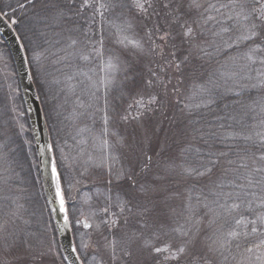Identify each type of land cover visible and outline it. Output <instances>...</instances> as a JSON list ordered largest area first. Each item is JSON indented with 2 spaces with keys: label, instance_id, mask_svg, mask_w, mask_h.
I'll return each mask as SVG.
<instances>
[{
  "label": "snow or ice",
  "instance_id": "snow-or-ice-1",
  "mask_svg": "<svg viewBox=\"0 0 264 264\" xmlns=\"http://www.w3.org/2000/svg\"><path fill=\"white\" fill-rule=\"evenodd\" d=\"M73 6V0H48L44 4V15L39 19L51 34L39 33L47 45L40 55L56 56L50 50L65 39L67 48L79 43L73 33L80 29L75 25L65 27ZM88 8L102 18L108 11L134 9L142 20H150L152 15L157 19L151 27L144 24L142 37L117 38L116 43L122 47L109 53L103 81L106 92L119 89L121 97L134 93L128 108L135 106L137 115L130 116L126 110L119 119L137 121L143 130L144 162L139 171L130 160L127 170L115 172L114 204L113 180H108V204L102 211L110 213L115 206L124 226L129 224V217H135L140 227L120 231L115 212L110 213L112 219H102L95 225L84 221L83 227L99 234L97 245L107 252L109 264H225L230 256L235 260L232 248H240V237H264V0H131L130 4L126 0H82L75 15ZM10 23L16 25L18 19ZM115 27L124 34L136 25L128 22ZM97 43L103 47V35ZM20 47L27 50L24 44ZM97 55L103 56V52ZM156 57L157 68L149 67L148 78L137 81L139 62ZM81 58L88 60L89 55L81 53ZM39 59V55L31 59L25 56L24 63ZM173 77L177 81L174 85ZM185 83L187 87L182 90ZM172 107L178 109V117L168 116L167 110ZM157 114L160 118L154 119ZM109 119L106 112L105 125ZM166 120L170 121L171 136L182 137V146L175 156L158 165L151 180H140L137 177L149 170L153 159L143 151V144L151 145L153 138L165 131ZM256 129L259 144L253 136ZM117 144L125 147L127 138H119ZM167 146L165 141L161 155ZM48 149L51 151L52 146ZM0 163L4 165L0 183L12 191L14 169L7 153H0ZM51 172L59 211L68 226L61 173L55 160ZM170 177H178L183 189L168 186L165 181ZM0 200L4 201L0 211V264H15L20 256L43 260L52 254L44 235L30 230L20 197L4 196ZM176 201L180 202L178 206ZM241 226L243 231H238ZM147 230L152 231V239H145ZM162 237L171 239L157 244L155 241ZM245 251L249 264L256 253V259L264 264V239ZM72 252H77L75 245ZM145 252L150 260L141 259Z\"/></svg>",
  "mask_w": 264,
  "mask_h": 264
},
{
  "label": "trees",
  "instance_id": "trees-1",
  "mask_svg": "<svg viewBox=\"0 0 264 264\" xmlns=\"http://www.w3.org/2000/svg\"><path fill=\"white\" fill-rule=\"evenodd\" d=\"M48 0H0V12H7L6 18L10 21L15 18L18 19V23L13 25L15 31L20 37L21 43L25 45L27 49L25 51L26 56L31 59L33 55H39L38 61L29 63L30 71L32 74L33 81L35 83L40 102L44 111V115L48 124L54 156L58 171L61 173V184L67 202L68 214L72 225L73 235L75 239V245L78 253L85 264H88L86 256L83 254L81 248V242L77 229L74 228L75 215L72 213V208L76 207L72 200L70 201V191L67 186V176L63 161L61 160L62 152L68 151L72 154L76 150V140L79 136L89 135L83 133V128L89 125V121L86 122L84 119L90 116L93 119L101 120L103 114V107L106 106V112L112 117L110 128L113 130V134L117 130V138L126 137L127 145L120 147L115 144V158H114V172L117 170H127L129 167V161L137 164V171L144 162V156L141 151V140L143 130L138 126L137 121L129 119V121H123L119 119L120 115L127 113L130 116L137 115L135 106L132 109L128 108L129 104L133 103V95H125L121 97L119 89L110 90L102 94L98 87V77L101 71V65L109 53L113 49H119L122 46L117 44V38L122 39L123 35L128 37H142L144 36V24L151 27L156 22L157 17L152 15L150 20L140 19L139 13L134 9H117L115 11L105 12L102 18L99 13L94 15V9H84L79 16L75 15L78 11V6L82 0H73V7L70 15L71 20L65 27H71L75 25L80 30L73 33L79 43L74 48H67V40H62L61 44L50 51H55L56 56L44 53L43 49L47 45L43 44V38L40 37L41 31H50L44 28V21L40 20L39 17L44 15V4ZM107 2V0H102ZM127 3H131V0H126ZM220 2H227V0H220ZM24 5V7H20ZM223 11V10H222ZM123 12V14H121ZM131 22L136 27L133 30H129L124 34L118 33L116 25H123ZM85 33L87 35H85ZM66 35V34H65ZM103 35L104 44L103 47L97 43L100 36ZM59 48H64L66 51H59ZM243 49V45H241ZM95 49V51H94ZM103 52V56L97 55V52ZM0 52L6 53L10 61L7 67H10L15 74V84L17 86V96L12 93L13 79L10 78L6 73H2L0 70V153H7L11 163V168L14 169V177L11 183L12 191H8L5 186L0 183V197L4 196H19L20 203L24 204V217L29 220L30 230L42 233L44 237L47 235L48 226L51 224L53 234L56 239L57 251H60L57 233L54 228V223L42 190L41 179L39 175V169L37 164L36 153L33 145L32 135L22 100V96L19 89V84L13 64L12 57L7 48L6 43L0 36ZM81 53L89 55L88 60L81 58ZM149 59L145 58L140 61L137 66V75L135 79L140 81L141 78H148V68H157L156 60L158 57L153 59V62L149 64ZM59 61V62H57ZM4 66V63L2 64ZM100 69V70H99ZM176 78H172V84H176ZM97 87V90H95ZM132 87V85H129ZM171 87L169 85V92L171 94ZM187 87V83L183 86L182 90ZM254 94V93H253ZM14 96V97H13ZM170 98L171 97L170 95ZM21 107V114L18 120L25 122L28 131L22 134L18 120L16 119L15 109ZM168 116H179L178 109L175 107L167 110ZM77 113V116L73 117V114ZM71 115L73 118H70ZM157 114L154 119H159ZM73 119V120H72ZM170 127V121L164 122V132L159 133L153 138L151 145L147 143L143 144V151L148 152L153 157L152 164L149 170L143 175L138 176L140 180H151L158 170V165L165 160L168 156H175L180 147L182 146L183 139L178 134L175 137L171 136L168 132ZM175 130V126H171ZM93 128V127H92ZM82 130V131H81ZM93 130V129H92ZM253 131L254 139L259 144L260 138L255 137V131ZM165 141L167 142V148L163 155H161V148L164 147ZM255 150V149H253ZM179 163V161H177ZM4 165L0 163V174L3 173ZM78 181L86 182L88 185H94L97 188L107 186L105 184L107 176L102 175V172L98 173L99 179L95 181H88L87 178L80 176L76 172ZM114 179V178H112ZM125 186L127 182L125 181ZM165 183L170 187H175L178 190L183 189V182L179 181L178 177H170ZM21 189L23 191H21ZM115 192V185L113 188ZM93 201L92 205L94 206ZM175 203H180L176 201ZM4 209V201L0 200V211ZM249 219L252 217L249 216ZM103 218L98 216V221L101 222ZM132 221L127 226L120 225V231L125 229L132 230L138 229L139 224L136 223L135 217H129ZM182 222V221H181ZM123 224V221H120ZM90 229L89 231H92ZM238 231H243L241 226ZM113 231H116L113 229ZM97 233V232H96ZM149 233L152 237V231L147 230L145 235ZM153 238V237H152ZM171 237H162L160 240L155 241L157 244H162ZM260 239L264 237L259 234H253L245 240L243 237L239 238L240 248L236 249L235 245L232 248V256H235V260L229 257V260L225 264H235V262L242 263L249 254L246 253L245 249L249 246L259 243ZM48 239H46V243ZM61 253V252H60ZM259 253L251 255L255 257ZM62 255V254H61ZM154 255V254H153ZM50 256V255H48ZM47 256V257H48ZM63 257V256H62ZM143 260H150L147 252L141 257ZM15 264H46V257L43 260L35 259L29 256H20L16 259Z\"/></svg>",
  "mask_w": 264,
  "mask_h": 264
},
{
  "label": "rangeland",
  "instance_id": "rangeland-1",
  "mask_svg": "<svg viewBox=\"0 0 264 264\" xmlns=\"http://www.w3.org/2000/svg\"><path fill=\"white\" fill-rule=\"evenodd\" d=\"M131 38V37H129ZM108 57L105 58L101 65V71L98 77L99 82V89L102 94L106 93L103 81L106 78V73L108 69L106 68V60ZM4 63V66L2 65ZM10 61L8 59L7 54L0 52V70L2 73H6L10 78L13 79V86H12V93L14 96H17L18 90L15 84V74L11 70L9 65ZM99 69V70H100ZM97 90V87L96 89ZM109 93V92H108ZM107 93V94H108ZM104 94V95H107ZM13 96V97H14ZM16 119L18 120L19 115L21 114V107L19 109H15ZM106 113V106L103 107V114L100 118L101 120H96L95 117L91 118L87 116L84 119L86 122L89 121V125H86L83 128V133L89 135L86 136H79L76 140V150L73 151L72 154L68 153V151L62 152L61 160L63 161V165L65 168L66 176H67V186L68 190L70 191V202L71 204L74 203L76 207L72 208V213L75 215V223H73L74 228L77 229L81 248L83 254L86 256V260L88 264H109V257L105 250L99 249L97 245V240L99 239V234L93 229H86L83 227L81 222L82 219L92 223L93 225L100 223L98 221V216L103 218L104 220L112 219L111 212L117 213V219L123 221L122 217L119 213V208L112 206L110 208V213H104L102 209L107 206L108 202L106 200L107 195V188L109 185L107 184L109 179L114 178V158H115V144H117V135L113 134V130L110 128L111 125H114L115 122H112V117L109 113H107L110 117L109 122L107 125L104 124L103 116ZM77 116V113L73 114V117ZM70 118H73L69 115ZM20 118V117H19ZM73 120V119H72ZM18 126L22 134H25L28 129L21 119L18 120ZM125 122V121H124ZM23 125L24 128L21 130L20 125ZM93 127V128H92ZM93 129V130H92ZM106 129V131H105ZM82 131V130H81ZM117 134V130L115 131ZM109 169H112V175H109ZM76 172L80 174V176L85 177L88 181H95L96 178L99 179L98 173L102 172V175L107 176L105 184L107 186L103 187H96L94 185H88L86 182L78 181L76 177ZM113 180L112 187L116 184L115 179ZM94 206L92 205L93 201ZM115 203V192L113 190V204ZM178 206L179 204L176 203ZM67 206V204H66ZM68 209V207H67ZM69 213V212H68ZM77 221L81 223L77 224ZM132 220L129 219V222ZM121 226H124L120 223ZM55 228V227H54ZM45 240L48 239V243L51 244L52 254L46 257V264H67L65 259L61 255V249L58 252L56 246V239L55 235L53 234V230L51 224L48 226L47 235L44 237ZM58 238V236H57ZM145 239H152L149 233L145 235ZM58 241V239H57ZM59 245V241H58ZM60 248V246H59ZM119 254V253H118ZM253 262L252 264H261L259 260L255 257H252ZM237 264V262H235ZM239 264H247L246 260Z\"/></svg>",
  "mask_w": 264,
  "mask_h": 264
},
{
  "label": "water",
  "instance_id": "water-1",
  "mask_svg": "<svg viewBox=\"0 0 264 264\" xmlns=\"http://www.w3.org/2000/svg\"><path fill=\"white\" fill-rule=\"evenodd\" d=\"M0 36L6 43L13 60L20 93L22 96L30 132L32 135L42 190L58 236L61 253L67 264H85L82 261L78 250L76 253L72 252V246L75 245V239L71 221L69 218V225L65 226L63 219L64 214L59 211V202L55 198V185L52 180L51 172V165L52 161L55 160V156L48 124L44 115L38 92L33 78H29L30 75L32 77L30 67L29 64L26 65L24 63V57L26 56V53L25 50H22L20 47L22 43L20 39L17 40L18 34L15 31L13 25H11L10 21L6 17L2 16L1 12ZM48 145L52 146L51 151H49ZM49 201L53 202L49 203ZM52 209H56V211L53 212ZM84 221L86 220H81L82 224ZM77 256H79V260L77 259Z\"/></svg>",
  "mask_w": 264,
  "mask_h": 264
}]
</instances>
